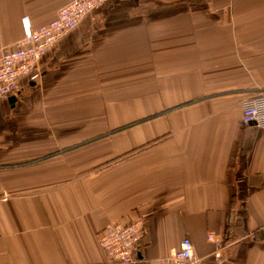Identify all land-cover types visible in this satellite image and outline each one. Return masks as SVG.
<instances>
[{
    "label": "crops",
    "instance_id": "1",
    "mask_svg": "<svg viewBox=\"0 0 264 264\" xmlns=\"http://www.w3.org/2000/svg\"><path fill=\"white\" fill-rule=\"evenodd\" d=\"M70 1L0 0V54ZM39 72L0 99V264H109L98 233L137 219L138 264L183 238L264 264V0H108Z\"/></svg>",
    "mask_w": 264,
    "mask_h": 264
},
{
    "label": "built area",
    "instance_id": "2",
    "mask_svg": "<svg viewBox=\"0 0 264 264\" xmlns=\"http://www.w3.org/2000/svg\"><path fill=\"white\" fill-rule=\"evenodd\" d=\"M107 0H72L63 5L56 17L45 26L26 28L24 37L15 43L13 50L0 54V99H9L19 94V82L23 76L33 81L40 77L39 66L50 46L63 34L75 29L84 18L98 11ZM242 122L246 126L256 124L264 132V93L242 102ZM144 221L111 223L98 233L100 248L109 264H138L135 258L137 247L143 239ZM264 238V225L259 228ZM216 245L214 259L220 262L226 250L223 241L216 235L207 236ZM179 249L171 251L163 264H198L190 239L183 238Z\"/></svg>",
    "mask_w": 264,
    "mask_h": 264
},
{
    "label": "rangeland",
    "instance_id": "3",
    "mask_svg": "<svg viewBox=\"0 0 264 264\" xmlns=\"http://www.w3.org/2000/svg\"><path fill=\"white\" fill-rule=\"evenodd\" d=\"M107 1H108V0H107ZM106 3H107V2H106ZM101 8H102V7H101ZM100 10H101V9H100ZM96 12H97V11H96ZM94 13H95V12H94ZM94 13H93V14H94ZM90 15H92V13H91ZM87 17H88V16H87ZM84 19H85V18H84ZM64 35H65V33L63 34V36H64ZM66 35H67V33H66ZM63 36H62V37H63ZM61 39H62V38H61ZM58 41H59V40H58ZM58 41H57V42H58ZM57 42H56V43H57ZM40 66H41V65H40ZM40 66H39V69H40ZM39 75H40V72H39ZM28 78H30V77H28ZM39 78H40V77H39ZM39 78H37V79H39ZM30 79H31V78H30ZM31 81H33V80L31 79ZM34 81H36V80H34ZM9 99H10V98H9ZM2 100H4V99H2ZM6 100H8V99H6ZM179 242H180V241H179ZM223 243H224V242H223ZM194 248H195V247H194ZM162 264H163V263H162Z\"/></svg>",
    "mask_w": 264,
    "mask_h": 264
},
{
    "label": "water",
    "instance_id": "4",
    "mask_svg": "<svg viewBox=\"0 0 264 264\" xmlns=\"http://www.w3.org/2000/svg\"><path fill=\"white\" fill-rule=\"evenodd\" d=\"M10 98H11V99H14V98H13V96H12V97H10Z\"/></svg>",
    "mask_w": 264,
    "mask_h": 264
}]
</instances>
